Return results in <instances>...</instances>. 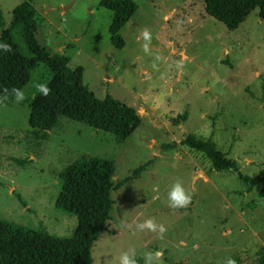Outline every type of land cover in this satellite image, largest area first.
<instances>
[{
	"label": "rangeland",
	"instance_id": "374dc122",
	"mask_svg": "<svg viewBox=\"0 0 264 264\" xmlns=\"http://www.w3.org/2000/svg\"><path fill=\"white\" fill-rule=\"evenodd\" d=\"M134 1L138 8L120 30L119 49L108 32L113 12L99 0H33L38 42L68 56L70 68L82 66V82L98 98L109 94L135 108L140 124L120 140L60 117L40 140L44 131L28 124L30 103L34 85L51 74L36 65L22 102L0 97V218L68 238L76 216L55 207L65 166L86 155L107 158L116 181L155 157L111 191L110 219L94 242L90 264H119L130 248L138 264L156 250L163 253L162 264H221L243 251L255 257L264 246V179L247 190L236 173L209 171L201 152L161 145L187 134L210 137L242 173L255 176L264 168V21L258 8L230 29L206 14L204 0ZM19 2L0 0V32L11 26ZM10 28L26 52L19 29ZM145 29L152 34L151 54L142 49ZM184 111L187 118L174 125ZM177 179L192 202L173 210L167 194ZM150 217L167 228L163 239L151 232L133 235L135 223Z\"/></svg>",
	"mask_w": 264,
	"mask_h": 264
},
{
	"label": "trees",
	"instance_id": "16d2710c",
	"mask_svg": "<svg viewBox=\"0 0 264 264\" xmlns=\"http://www.w3.org/2000/svg\"><path fill=\"white\" fill-rule=\"evenodd\" d=\"M98 5L113 12L108 27L110 42L115 48H122L124 40L120 30L137 10V3L134 0H99ZM254 8H258V16L264 21V0H204L206 14L230 29L238 27ZM35 13L33 0H20L12 12L10 27L19 29L26 52L14 38L10 27L0 32V43L12 46L11 52L0 51V97L13 98L12 88L22 89L29 81L31 70L42 63L51 74L45 83L50 93L48 96L38 92L34 94L28 116L30 127L44 131L39 136L40 140L48 138V131L57 126L60 117L85 123L120 140L133 133L140 124L136 109L109 94L98 98L83 84L82 66L70 68L68 56L50 53L42 46L35 36L38 26ZM3 25L0 10V28ZM186 118L187 112L184 111L173 118V123L177 125ZM177 144L201 152L211 164L209 171L236 173L247 190L264 179V168L255 176L242 173L238 162L226 157L210 137L187 134L179 142L165 143L161 148L168 150ZM154 159L147 160L134 168L131 174L116 181L113 180V162L107 158L86 155L65 166L59 173L61 188L55 207L76 216L77 225L73 233L68 238H61L45 230L0 218V264H90L94 242L110 219L111 191L138 176ZM260 194H264V186ZM228 258L234 259L236 264H264V246L256 249L255 257L243 251ZM227 259L221 264H225Z\"/></svg>",
	"mask_w": 264,
	"mask_h": 264
},
{
	"label": "clouds",
	"instance_id": "9594fccd",
	"mask_svg": "<svg viewBox=\"0 0 264 264\" xmlns=\"http://www.w3.org/2000/svg\"><path fill=\"white\" fill-rule=\"evenodd\" d=\"M142 39L144 43L142 44V49L146 54H151L150 44L152 41V34L148 30H144L142 33ZM0 51L4 53H8L12 51V46L8 43H0ZM160 57L156 56L155 60H159ZM153 67H156V63H153ZM36 91L43 96H48L50 93V89L47 84L37 83L34 85ZM7 92V90H5ZM11 95L15 99L17 103L22 102L25 99V93L20 88H12ZM192 202L191 193L186 190L183 185V182L180 179H177L167 194V203L168 207L173 210L187 208L188 205ZM130 229L133 228L131 224L128 225ZM138 232H151L155 233L158 239H163L165 233L167 232V228L162 223H157L155 218H147L143 221L136 222L135 227L133 229V235ZM163 253L160 250L156 251H148L144 253L143 259L144 264H162ZM119 264H138L136 259V250L134 248H130L127 251L122 252L119 256ZM225 264H236V261L232 258H228L225 261Z\"/></svg>",
	"mask_w": 264,
	"mask_h": 264
}]
</instances>
